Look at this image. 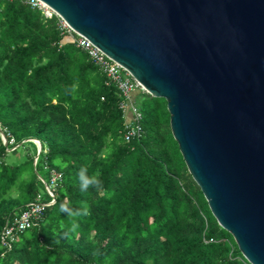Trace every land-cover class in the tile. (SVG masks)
<instances>
[{
  "label": "trees",
  "instance_id": "trees-1",
  "mask_svg": "<svg viewBox=\"0 0 264 264\" xmlns=\"http://www.w3.org/2000/svg\"><path fill=\"white\" fill-rule=\"evenodd\" d=\"M77 39L56 16L0 2V264H249L189 173L167 101L133 93L142 131L127 142L128 101ZM82 167L100 190H80ZM54 173V203L3 244L29 204L51 201ZM82 202L90 214L71 231L61 207Z\"/></svg>",
  "mask_w": 264,
  "mask_h": 264
},
{
  "label": "water",
  "instance_id": "water-1",
  "mask_svg": "<svg viewBox=\"0 0 264 264\" xmlns=\"http://www.w3.org/2000/svg\"><path fill=\"white\" fill-rule=\"evenodd\" d=\"M40 1L167 101L213 216L264 264V0Z\"/></svg>",
  "mask_w": 264,
  "mask_h": 264
},
{
  "label": "built area",
  "instance_id": "built-area-1",
  "mask_svg": "<svg viewBox=\"0 0 264 264\" xmlns=\"http://www.w3.org/2000/svg\"><path fill=\"white\" fill-rule=\"evenodd\" d=\"M13 1V0H0V2ZM22 3L30 5L32 8L39 9L47 18H52L53 16L58 17L60 28L68 34H76L78 39L76 40V46L83 51L87 52L91 57L92 61L98 64L106 73V75L116 82L122 95L126 98L127 102H123L121 107L127 112L130 110L128 121L125 124V140L128 142L134 137H138L141 134V126L139 125L141 121V114L138 108L133 104V93L142 92L147 93L146 90L119 64L114 62L111 58L105 55L99 48L94 46V44L87 38L79 35L70 26L59 17L47 4L40 0H16ZM125 73V78L122 77L121 73ZM130 78V79H129ZM148 94V93H147ZM60 179V175L54 173L50 184H46L47 194L51 197L50 202H44L41 198L37 201L28 205V209L21 213V215L16 218L12 223H8L2 233V243L9 246V239H13L16 233H22L25 230L31 228L40 219L45 208L55 201V186Z\"/></svg>",
  "mask_w": 264,
  "mask_h": 264
},
{
  "label": "clouds",
  "instance_id": "clouds-1",
  "mask_svg": "<svg viewBox=\"0 0 264 264\" xmlns=\"http://www.w3.org/2000/svg\"><path fill=\"white\" fill-rule=\"evenodd\" d=\"M38 146V144H37ZM79 181H80V190L82 192H86L90 187L95 188L96 190H100L103 186V182L100 179V172L96 170L92 173L91 176L88 175L87 167H82L78 173ZM61 211L66 212L70 219H73V223L71 225V231H76L79 227L78 223L75 222V217L79 216H87L90 214V207L87 202H82L80 208L78 209H66L63 206L61 207Z\"/></svg>",
  "mask_w": 264,
  "mask_h": 264
}]
</instances>
